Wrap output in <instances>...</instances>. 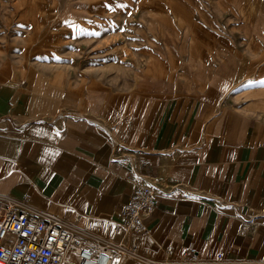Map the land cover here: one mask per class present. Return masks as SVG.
<instances>
[{"label": "crops", "instance_id": "crops-1", "mask_svg": "<svg viewBox=\"0 0 264 264\" xmlns=\"http://www.w3.org/2000/svg\"><path fill=\"white\" fill-rule=\"evenodd\" d=\"M76 9L66 19L50 7L41 30L24 21L22 53L0 60V201L26 197L30 213L111 240L123 252L112 264L189 250L198 264H264V0ZM114 36L110 68L103 50L82 71L50 68L57 53L33 49ZM135 174L158 189L146 235L116 231Z\"/></svg>", "mask_w": 264, "mask_h": 264}, {"label": "built area", "instance_id": "built-area-1", "mask_svg": "<svg viewBox=\"0 0 264 264\" xmlns=\"http://www.w3.org/2000/svg\"><path fill=\"white\" fill-rule=\"evenodd\" d=\"M131 193L119 213L116 231L146 235L143 219L155 207L158 189L143 175L131 177ZM27 198L19 201H0V264H63L72 251L78 264H112L121 259L122 247L111 240H100L70 229L49 214H33ZM169 257L171 247L165 251ZM142 264H198L195 251L189 250L174 262L136 258ZM220 259L219 256L216 258Z\"/></svg>", "mask_w": 264, "mask_h": 264}, {"label": "rangeland", "instance_id": "rangeland-1", "mask_svg": "<svg viewBox=\"0 0 264 264\" xmlns=\"http://www.w3.org/2000/svg\"><path fill=\"white\" fill-rule=\"evenodd\" d=\"M88 1L90 2L91 0H0V60L15 58L19 53H22L23 47L13 43L24 35V31H22L24 29L21 28L24 27L25 22L34 31L37 29L41 30L50 26L49 19L51 16L48 13L50 7L54 10L53 14L55 17L61 15L67 19L72 14V11H75L72 10L73 7H77L76 13L78 16H83L84 8ZM92 1L97 2L98 0ZM64 22H67V20ZM49 29L51 31V28ZM78 44L77 46L75 44L62 46L57 51V46L49 44L44 39L33 49L37 48L40 52L44 51L49 55H56L57 53L55 58L50 59L52 61L46 63L50 68L73 70L76 67L77 70L83 71L86 66L92 65L98 69L102 63L101 56L92 57L91 55L97 52L102 53V50L103 57H105L103 60L104 64L102 63L104 68L116 67L117 62L111 61L114 59L113 55H117L120 51L116 49L115 36L112 38V42H107L103 47L99 46L98 49L86 46L84 41ZM121 51V59L123 54H131V49L129 48L121 49ZM89 58L98 60L92 61Z\"/></svg>", "mask_w": 264, "mask_h": 264}]
</instances>
